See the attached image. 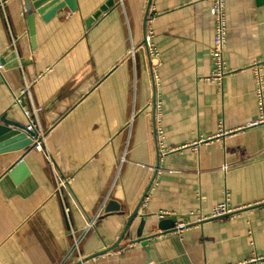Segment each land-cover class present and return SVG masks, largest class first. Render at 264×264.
<instances>
[{
    "label": "crops",
    "instance_id": "1",
    "mask_svg": "<svg viewBox=\"0 0 264 264\" xmlns=\"http://www.w3.org/2000/svg\"><path fill=\"white\" fill-rule=\"evenodd\" d=\"M48 4L0 0V126L45 138L0 142V264H264V0H224L221 85L212 0Z\"/></svg>",
    "mask_w": 264,
    "mask_h": 264
},
{
    "label": "built area",
    "instance_id": "2",
    "mask_svg": "<svg viewBox=\"0 0 264 264\" xmlns=\"http://www.w3.org/2000/svg\"><path fill=\"white\" fill-rule=\"evenodd\" d=\"M213 6V16L215 18V27H214V37H213V46L210 52V62L212 70L208 80L214 84L221 85L223 77L225 76V66L222 58V53L225 45V27H224V15H223V6L224 0H212ZM150 37L146 36L145 43L149 46ZM132 55V54H131ZM2 69V64L0 63V70ZM254 74L258 80V89L257 97L259 102L260 116L258 119L251 123L249 127H255L260 124H264V93L260 85V67L254 66ZM28 87L26 86V92H28ZM24 91V92H25ZM21 100L19 97L14 98V105L20 106ZM40 109H33L31 115L24 111V115L27 118V124L25 126V132L31 134L30 139L32 141L31 146L35 151H42L45 146V138L43 130L38 121V113ZM64 185V182H58V186L61 187ZM233 210H228L225 204H220L216 209L212 218L222 217L232 214ZM168 216L166 213L158 214V219H165ZM190 223H185L181 220H176L172 228V232L175 234H180L182 231L186 230ZM76 247V245H75ZM256 261H262L264 258L255 259Z\"/></svg>",
    "mask_w": 264,
    "mask_h": 264
},
{
    "label": "water",
    "instance_id": "3",
    "mask_svg": "<svg viewBox=\"0 0 264 264\" xmlns=\"http://www.w3.org/2000/svg\"><path fill=\"white\" fill-rule=\"evenodd\" d=\"M23 2L25 4V7H26L28 12L30 11L31 8H33L34 10H36V12L38 14H41V12H42L41 8H42V6L45 3H49L48 5H50V6L51 5L54 6V7L56 6V8L53 9L52 13H50L44 19L49 18L50 15L56 13V11L62 7L61 0H23ZM110 3H108L106 6L102 7L99 12L95 13L94 16H92V18L89 20V22H92V21H95L96 19H98L100 17V15L103 12L106 11V9H107L108 5H110ZM67 4H68V6H69V8L71 10L74 9V5L73 4H70V3H67ZM57 100H59V99H57ZM1 122H2V125L0 126V142H1V146H3V147L5 146L6 147L5 148L6 151L21 150V149L31 145L32 141H31V139L29 137L32 136V135L25 132V127L24 126H21V125H19L17 123L8 122V121H6L4 119V117L1 119ZM2 141H4V142H2ZM138 209H139V206L135 210V212L132 215V217L128 220L123 235L127 231V227L129 225L130 221L137 214ZM107 211H109V210H107ZM172 224H173V222L170 221V220L169 221H163L160 224V229L163 230V231H168V229H170ZM123 235L121 236V238L118 240V242L114 246H112L111 248H109V249H107V250H105L103 252H100V253L96 254L95 256L90 257L88 260H90L92 258H95L97 256H100V255H103L105 253H108V252L116 249L119 246V244H120V242H121V240L123 238ZM84 261L85 260H83V262Z\"/></svg>",
    "mask_w": 264,
    "mask_h": 264
}]
</instances>
